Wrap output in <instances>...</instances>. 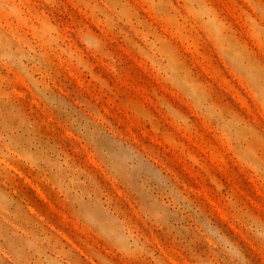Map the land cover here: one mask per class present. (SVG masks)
Listing matches in <instances>:
<instances>
[{"label":"rangeland","instance_id":"obj_1","mask_svg":"<svg viewBox=\"0 0 264 264\" xmlns=\"http://www.w3.org/2000/svg\"><path fill=\"white\" fill-rule=\"evenodd\" d=\"M0 264H264V0H0Z\"/></svg>","mask_w":264,"mask_h":264}]
</instances>
